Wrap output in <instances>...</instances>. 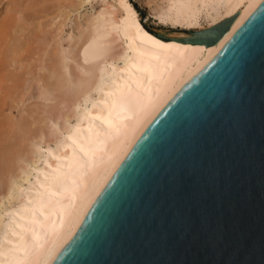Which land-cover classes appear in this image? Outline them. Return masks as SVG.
Wrapping results in <instances>:
<instances>
[{"label":"water","instance_id":"obj_1","mask_svg":"<svg viewBox=\"0 0 264 264\" xmlns=\"http://www.w3.org/2000/svg\"><path fill=\"white\" fill-rule=\"evenodd\" d=\"M231 20L186 32L208 46ZM50 264H264V0L147 124Z\"/></svg>","mask_w":264,"mask_h":264},{"label":"bare ground","instance_id":"obj_2","mask_svg":"<svg viewBox=\"0 0 264 264\" xmlns=\"http://www.w3.org/2000/svg\"><path fill=\"white\" fill-rule=\"evenodd\" d=\"M262 1L168 0L158 18L180 32L162 33L142 25L128 0H114L115 8L106 3L78 25L66 46L45 52L38 83L42 100L51 104L45 105L44 125L39 119L11 121L0 141V198L13 200L0 218V264L52 262L147 124ZM63 4L71 7L76 0ZM230 18L222 37L208 46L195 42L200 35L186 32L208 30ZM49 41L45 36L44 50ZM35 123L31 138L44 147L31 158L35 153L24 142ZM23 156L28 168H16ZM12 175L20 187L8 181L3 187Z\"/></svg>","mask_w":264,"mask_h":264},{"label":"rangeland","instance_id":"obj_3","mask_svg":"<svg viewBox=\"0 0 264 264\" xmlns=\"http://www.w3.org/2000/svg\"><path fill=\"white\" fill-rule=\"evenodd\" d=\"M113 1L76 0V4L69 7L63 4V0H33V2L32 0H0V141L8 136V126L11 121H17L20 118H25L28 121L39 119V125H44L42 123L45 115L43 111L45 105L51 104L48 100H42L38 83L39 76L44 75V69L41 67L44 64L45 52L57 45L59 47L66 46L70 39L77 36L79 28L76 27L78 25V27H83L85 20L94 17L99 10L105 7L106 3H113L115 8L116 5ZM128 1L137 11L140 23L147 29L158 30L162 33L180 32L177 28L165 27L158 18L164 16L168 0H140L141 4ZM56 5L58 8H54ZM202 24L205 25V22ZM45 36L50 38V41L47 49L44 50L42 41ZM20 46L23 48L20 49ZM14 76L19 78V83L14 84ZM40 111L41 113H39ZM45 122L49 125L48 121L45 120ZM37 126L36 123L32 125L30 132L25 136L26 139L29 136V140L24 142L27 144L25 146L27 148L31 146L35 153L29 154L31 158L40 154L44 147L42 141L38 142L37 139L31 138L32 134L36 132ZM58 127H60V123L56 122V125H53V130L58 132ZM27 157H20L17 164L15 163L16 168L22 169L24 166L28 168ZM7 181L16 188L20 187L17 175L7 176L2 183L3 187L6 186ZM12 201V199L0 198L1 219L6 217L5 211Z\"/></svg>","mask_w":264,"mask_h":264}]
</instances>
